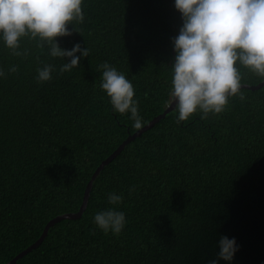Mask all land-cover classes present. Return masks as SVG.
<instances>
[{
	"label": "trees",
	"instance_id": "1",
	"mask_svg": "<svg viewBox=\"0 0 264 264\" xmlns=\"http://www.w3.org/2000/svg\"><path fill=\"white\" fill-rule=\"evenodd\" d=\"M82 7L84 20L67 25L71 35L55 37L62 47L89 49L70 72L58 71L70 57L50 56L46 43L22 37L27 53L15 56L0 40V264L35 242L50 219L78 211L96 168L139 130L98 87L100 63L132 81L143 126L172 102V38L183 24L174 0H84ZM45 63L57 70L38 84L36 68ZM238 68L241 84L264 80ZM240 91L243 99L230 96L220 113L177 122L174 108L131 139L94 179L82 214L55 222L16 264H207L218 258L222 234L239 249L219 264H261L264 85ZM108 191L124 192L119 207L128 223L119 236L91 219L108 206Z\"/></svg>",
	"mask_w": 264,
	"mask_h": 264
},
{
	"label": "clouds",
	"instance_id": "2",
	"mask_svg": "<svg viewBox=\"0 0 264 264\" xmlns=\"http://www.w3.org/2000/svg\"><path fill=\"white\" fill-rule=\"evenodd\" d=\"M84 0H0V40L12 55L21 56V38L37 39L38 46L48 44L52 57H70L58 71L70 72L88 48L79 42L71 48L60 46L55 37L71 35L67 25L85 18ZM183 17L178 35L172 38L175 50L171 65L168 95L175 101L177 122L189 120L196 112L201 117L225 109L230 96L243 99L241 73L243 65L264 79V0H174ZM79 53V55H77ZM98 87L118 114H127L131 127L141 129L145 123L136 89L126 74L105 60L98 65ZM17 70L12 65L11 72ZM56 66L50 63L36 68L34 79L43 83L52 79ZM4 75L0 68V76ZM136 185L128 188L135 192ZM106 207L95 210L92 223L103 233L119 236L128 223L126 212L119 206L124 192L108 191ZM95 231V229H93ZM219 260L231 262L239 249L236 238L222 234L218 240ZM264 264V257L260 258Z\"/></svg>",
	"mask_w": 264,
	"mask_h": 264
},
{
	"label": "water",
	"instance_id": "3",
	"mask_svg": "<svg viewBox=\"0 0 264 264\" xmlns=\"http://www.w3.org/2000/svg\"><path fill=\"white\" fill-rule=\"evenodd\" d=\"M175 51V50H174ZM264 85V80L260 81L257 84H247V83H243L241 84V87H245V88H251V89H258L260 87H262ZM175 108V101L172 100V102L165 108V110L160 113L159 115H157L155 118H153L151 121H149L145 126H143L141 129H139L138 131H136L134 134H131L130 136H128L106 159H104L100 165L96 168V170L94 171V173L92 174V177L90 178V180L88 181L85 191H84V196H83V202L80 206V209L76 212H68V213H63L60 215H57L56 217L50 219L48 221V223L46 224L43 233L41 234V236L35 241L33 242L31 245H29L27 248L23 249L22 251H20L18 254H16L12 259H10L8 262L5 263H1V264H16L18 258L22 257L23 255H25L27 252L31 251L33 248H35L36 246H38L44 239V237L47 235L49 228L57 221L65 218V217H78L82 214V212L84 211V209L87 206L89 197H90V191L92 189L93 186V181L94 179L97 177V175L99 174V172L101 171V169L108 163L110 162L123 148V146H125L126 143H128L131 139H133L135 136H137L138 134H140L142 131H144L145 129L151 127L152 125H154L158 120H160L162 117H164L168 112H170L171 110H173Z\"/></svg>",
	"mask_w": 264,
	"mask_h": 264
}]
</instances>
